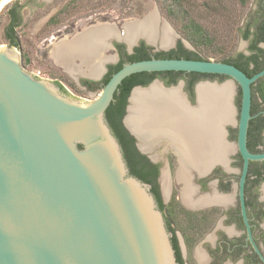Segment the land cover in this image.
<instances>
[{"label": "water", "instance_id": "water-1", "mask_svg": "<svg viewBox=\"0 0 264 264\" xmlns=\"http://www.w3.org/2000/svg\"><path fill=\"white\" fill-rule=\"evenodd\" d=\"M150 17L122 25L96 22L78 37L101 32L104 26L105 52L123 43L132 54L141 42L152 47L157 42L143 36L132 42L125 39L129 25ZM176 44L173 39L165 48ZM19 57L16 48L0 47V264H178L173 234L152 186L132 175L106 118L119 86L139 73L219 75L240 86L236 147L243 159L240 196L250 233L244 186L250 162L264 161V153H251L247 147L251 86L264 77V70L248 77L222 61L151 58L124 63L93 101L81 103L63 94L48 78L26 72ZM105 64L99 77L76 79H100L107 71ZM155 84L166 90L177 88L160 80L134 87L123 119L140 149L141 138L126 120L134 92ZM178 84L183 89L184 82ZM202 84L206 83L195 86L196 102L197 87ZM156 133L147 136L148 140L153 138L180 155L168 138ZM166 171L165 167L163 179L169 181Z\"/></svg>", "mask_w": 264, "mask_h": 264}, {"label": "flooded vegetation", "instance_id": "flooded-vegetation-1", "mask_svg": "<svg viewBox=\"0 0 264 264\" xmlns=\"http://www.w3.org/2000/svg\"><path fill=\"white\" fill-rule=\"evenodd\" d=\"M254 1L255 7L238 27V41L241 40L246 48L233 56L236 64L242 67L239 69L245 74L246 72L251 74L250 76L246 74L248 77H253L264 70V0ZM118 45H123L125 51L129 53L124 44L115 43L118 56L115 65L121 61ZM148 47L152 48V53L159 52L152 46ZM109 66L101 80L83 79V87L90 91L85 85L87 81L101 83L109 72ZM227 79L228 77L224 80H214L223 82ZM155 80L162 81L166 86L174 85L168 84L169 79L159 76L150 83ZM202 80L196 82L193 89L189 88L188 80L185 78L177 82H184L185 91L183 89L182 91L192 105L196 102L195 86ZM234 83L237 85L238 95L236 103H232L233 122L225 126V140L231 147L227 162L225 165L216 162L205 170L190 163L186 166L187 168L191 166L188 168L190 173L186 175L187 182L179 178V170L183 165L182 154L180 156L174 152L176 151L174 148L172 151L153 139L147 140L150 143L153 142L151 150L150 148L140 149L137 146L138 141L131 135L122 120L133 148L139 155V168L142 170V176L139 179L152 186L151 190L173 234L172 239L176 241L180 254L178 264H264L262 259L264 258V161L250 162L244 186V204L250 226L249 233L242 213L240 196L243 159L238 149L234 151L231 144L235 142L237 146L242 101L241 88L236 82ZM60 87L64 89L62 85ZM131 92L127 98L125 115ZM250 114L252 119L248 128L247 147L251 153H264V77L251 86ZM234 123L235 127L232 126ZM162 151L163 154H160ZM164 164L169 171V173L166 172L170 180L173 178L176 183L167 201L164 198L167 189L163 187V185L166 186V179H163ZM184 190L190 193L188 201L184 198ZM160 205H163V208ZM199 244L202 250L196 248ZM195 251L196 257L193 260Z\"/></svg>", "mask_w": 264, "mask_h": 264}, {"label": "rangeland", "instance_id": "rangeland-1", "mask_svg": "<svg viewBox=\"0 0 264 264\" xmlns=\"http://www.w3.org/2000/svg\"><path fill=\"white\" fill-rule=\"evenodd\" d=\"M16 3L23 6L21 11L22 25L16 29L20 43L19 47L11 46L5 37V29L10 22V10L16 6ZM181 3L184 8L183 12L179 10L174 0H14L0 12V47L16 48L20 54V63L26 72L32 74L41 73L57 87L62 85L65 90L60 87V91L63 94L81 103L93 101L101 89L87 91L83 87L82 80L93 79H76V77L67 72L62 67V63L55 59L54 47L60 40L63 41L66 37L77 35L96 22H110L122 25L125 21L142 20L154 15L159 32L165 28L176 40L177 44L180 39H183L191 45V50H196L182 32V15L186 14L187 18L191 17L201 23L215 37V45L199 49L203 55L207 56L208 60L220 61L219 59L225 56L224 54L218 55L217 47H224L226 53L229 52L227 57H233L235 53L245 50L246 47L243 42L241 40L238 41V27L255 7L254 0H249L243 8L238 4V0H182ZM170 6L173 7L176 15H178L176 19L170 17L167 13ZM155 41L157 42L154 44V48L157 51H170L177 47V44L167 48H165L166 46L163 47L160 37ZM116 55L115 49L109 47L106 50L105 57H103L106 60V70L109 65L117 63ZM25 58L29 59V63H26ZM73 60L76 67L83 65L80 58L76 57ZM102 77L94 81H99ZM202 82L209 85L217 84L218 86L232 83L233 95L230 98V106L234 115L232 103H236L238 95L237 85L230 79L223 82L207 79L202 80ZM175 86L179 88L178 83ZM180 88L182 87L180 86ZM183 90L185 91V85ZM185 101L190 106L197 104L193 103L194 105H192L187 99ZM232 122L233 120L226 124ZM231 144L235 151L237 149L235 142ZM227 145L231 152L230 145L228 143ZM151 148L152 146L150 145V150ZM160 154H163V151ZM165 183L167 192L164 194V198L167 201L176 183H174L173 178L168 182L165 181ZM163 187L165 188V185ZM196 248L202 250L201 244ZM195 253L196 251L194 252L193 260L196 257Z\"/></svg>", "mask_w": 264, "mask_h": 264}, {"label": "bare ground", "instance_id": "bare-ground-1", "mask_svg": "<svg viewBox=\"0 0 264 264\" xmlns=\"http://www.w3.org/2000/svg\"><path fill=\"white\" fill-rule=\"evenodd\" d=\"M13 1L5 0L0 5V12ZM103 29L104 26L99 30L101 32L91 31V34L84 38L78 37L79 33L73 39H64L54 47L55 59L73 76L99 77L103 72L104 64L101 56V51L105 52ZM138 36H143L150 42L160 37L163 46L173 42V37L167 29L164 28L159 32L154 15L149 21L128 26L125 39L132 42ZM73 55L82 60V66L76 67ZM225 85L219 87L209 84L199 85L198 102L195 106H190L185 101L186 97H183L185 95L180 87L166 90L155 84L146 90H136L132 96L126 122L141 138V148L147 149L150 145L153 146L152 141V143L147 141V136L153 132L168 138L182 154L183 165L179 178L183 182H187L186 175L190 173L188 168L191 166L188 168L186 166L190 163L205 170L216 162L224 165L227 162L226 156L230 148L225 141L224 126L233 120L230 106L233 88L231 85ZM184 194L185 200L188 201L190 193L185 191Z\"/></svg>", "mask_w": 264, "mask_h": 264}, {"label": "trees", "instance_id": "trees-1", "mask_svg": "<svg viewBox=\"0 0 264 264\" xmlns=\"http://www.w3.org/2000/svg\"><path fill=\"white\" fill-rule=\"evenodd\" d=\"M182 0H174L178 5L179 10L184 11L182 7ZM249 0H238V4L243 8L246 6ZM23 6L16 3V6L10 10V22L5 29V37L9 44L13 47H19L20 43L17 36L16 29L22 25V16L21 11ZM167 13L170 17L176 19V11L173 7H169ZM182 32L185 38L196 48V50L187 49L181 41L178 42L177 47L170 51H159L152 53V48L146 46L144 43H141L140 46L134 49L132 54H129L125 51L123 45H118V49L121 55V61L117 65L109 66V72L106 74L101 83L95 82H86L85 85L88 86L90 91H96L102 89L103 86L107 84L113 74L119 71L124 63H133L143 60H149L151 58L157 59H190V60H208L207 56L203 55L199 49L207 48L209 46L215 45V37L211 35L209 30L205 28L201 23L197 22L195 19L182 15ZM218 55H225L219 60L240 67L236 64L234 57H227L224 47H217ZM26 59V63H29V59ZM242 68V67H240ZM248 76L251 74L247 73ZM164 79H169L168 84H176L180 79L185 78L188 80L189 88L193 89V86L196 82L202 79H219L224 80L226 76L219 75H207V74H198V73H183V72H161V73H139L130 76L125 79L122 84L119 86L117 93L114 95V100L108 107L106 111V118L110 127L112 128L115 136L118 138L124 152V157L128 163L132 175L140 178L141 169L139 168L140 161L139 155L136 150L133 148V143L129 138L128 133L124 129L122 124L123 116L125 115V106L127 103V98L136 85L147 86L152 80L157 77ZM64 90V89H62ZM145 178V176H144ZM163 208V205H160ZM173 246L176 251L177 260H180V254L177 249V244L174 239Z\"/></svg>", "mask_w": 264, "mask_h": 264}, {"label": "crops", "instance_id": "crops-1", "mask_svg": "<svg viewBox=\"0 0 264 264\" xmlns=\"http://www.w3.org/2000/svg\"><path fill=\"white\" fill-rule=\"evenodd\" d=\"M78 34H79V33H78ZM75 36H76V35H74V36H72V37L69 36V37H66L65 39H67V38H68V40H69V39H73ZM94 37H96V36L94 35ZM101 54H102V55H101L102 58L105 57V56H104V55H105V52H103V50L101 51ZM76 57L79 58L78 56H76ZM76 57L73 55V59L76 58ZM103 59H104V58H103ZM73 62H74V60H73ZM102 62L104 63V62H106V60L104 59ZM62 67H64L63 64H62ZM84 68H85V66H84ZM65 70H66V69H65ZM71 75H72V74H71ZM72 76H73V75H72ZM80 76H82V75H80ZM83 76H86V75H83ZM74 77H77V76H74ZM87 77H90V76H87ZM92 78H96V77H92ZM210 166H211V165H210Z\"/></svg>", "mask_w": 264, "mask_h": 264}, {"label": "built area", "instance_id": "built-area-1", "mask_svg": "<svg viewBox=\"0 0 264 264\" xmlns=\"http://www.w3.org/2000/svg\"><path fill=\"white\" fill-rule=\"evenodd\" d=\"M38 77H42V78H46V77H44L43 75H41V73H38V74H36Z\"/></svg>", "mask_w": 264, "mask_h": 264}]
</instances>
